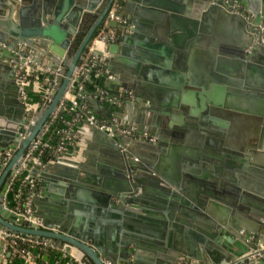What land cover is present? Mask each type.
Returning <instances> with one entry per match:
<instances>
[{"label":"water","instance_id":"obj_1","mask_svg":"<svg viewBox=\"0 0 264 264\" xmlns=\"http://www.w3.org/2000/svg\"><path fill=\"white\" fill-rule=\"evenodd\" d=\"M114 1L0 0V154L3 156L6 149H15L10 161L0 164V168H4L0 175V226L60 239L66 243L67 250L75 246L87 254L92 264H136L143 246L166 249L159 243L142 240L143 236L137 231L148 230L137 222L167 227L168 221L151 216L145 207L147 197L155 189L181 202L177 205V220L195 224L205 233L201 235L203 250L187 239L177 238L176 249L169 250L171 258L168 263L162 261L164 264L176 262L182 256L219 264H264L262 257L242 256L264 243V218L257 222L250 212L253 210L247 211L244 205V202L255 205L250 199L251 190L264 193V81L260 82L255 75L257 71L264 77V28L259 29L264 20V0H118L121 7L117 12L126 15L132 25L124 28L115 19L109 22L115 27L116 38L110 41L104 57L107 67L115 70L114 61L124 60L135 64L142 72L138 78L143 80L153 79L152 73L165 69L172 78L157 79L174 89L160 90L161 106H147L150 113L135 123L139 131L158 135L159 143L170 139L189 144L188 134L194 135V131L189 132L185 126L175 127V114L162 123L161 114L171 115L170 104L178 106L182 102V112L190 110L194 115H201L197 120L205 131L200 135L208 133V136L198 143L204 149L193 148L190 152L193 157H185L184 161L194 164L199 156L215 163L214 170L209 165L202 173L207 187L192 192L186 186L189 182L185 180L186 170H183V186L180 185L178 169L183 158L175 157L174 174L178 177L174 178L161 163L133 150L120 134L98 130L97 134L102 133L113 142L112 152L116 155L113 165L102 166L109 175L102 178L87 165H81L73 168L74 173L83 171L79 180L57 184L61 191L68 186L71 197L77 196L74 191L77 187L79 197L89 202V209L115 216V225L110 231L93 222L73 220L62 208L41 209L42 201L47 200L49 194L47 175L41 164L32 169V173L38 172L44 178L40 183L44 190L39 192L38 186L33 195V209L47 226L58 229L38 227L5 203L15 168L68 88L75 66ZM97 8L96 19L71 54L80 23ZM247 12L253 13L252 20L248 19ZM134 44L146 47L137 48L140 54H134L131 50ZM96 52L101 55L103 50L96 49ZM118 53L120 55H115ZM45 54L56 61L53 67L68 56L70 61L56 78L58 84L49 104L29 118L22 94L24 87L17 71L28 65L34 67L36 62L42 63ZM128 56L149 64L129 60ZM154 62L161 66L151 64ZM98 66L90 72L89 78ZM116 82L117 89L122 87L124 92L133 89L136 95L135 83L124 70H119ZM75 84L79 86L81 81L77 79ZM95 93L96 96L89 99L91 110L114 103L113 100L103 102L99 91ZM139 102L138 99L129 101L132 105ZM185 103L192 105L191 109L187 110ZM152 117L158 118L154 121ZM190 122L192 129L197 127ZM171 147L183 149L181 144ZM198 150L202 152L200 155L195 153ZM123 222L128 230H122ZM214 237L216 242L212 240ZM3 243L0 238V264L11 255L9 250L4 251Z\"/></svg>","mask_w":264,"mask_h":264},{"label":"crops","instance_id":"obj_2","mask_svg":"<svg viewBox=\"0 0 264 264\" xmlns=\"http://www.w3.org/2000/svg\"><path fill=\"white\" fill-rule=\"evenodd\" d=\"M100 3H101L100 5H103L104 2L101 1ZM98 9L99 8H97L95 11L93 10L89 12L88 15H95ZM81 24L82 22L80 23V27ZM140 47H146V46L144 44H134L131 50L134 54H140L139 50L137 49ZM115 55H120V54L118 53ZM131 58L136 60H141V63L144 65L149 64L148 61L139 59L134 56H128L127 59L130 60ZM69 61H70L69 56L66 57L64 60L61 59V61L58 63V66L62 65L66 67ZM54 63H56V61L52 57H50L47 54L43 55L42 63L36 62V65H38L40 68H43V71L39 73V77H37L34 82H29L26 85L28 99L30 102L33 103V106L36 108L37 113L41 112L42 109L49 104V102L52 99L54 90L57 87L58 82L56 81V84L54 85V88L51 93V98L49 99L48 103L46 105H42L41 107H39L38 98L43 93V85H44V82L40 81V75L45 73H50L54 68H56L51 66ZM151 64L157 65L156 67L161 66L155 62ZM144 65H142L140 68L142 69ZM104 66L106 67V70L100 68L97 69L96 73L92 74L90 78L87 76L83 81L84 83H82V88L79 89L82 94V97L88 100L96 96L95 93L96 91H100V92L105 91L107 93L106 95L116 97L114 103H112L109 106L101 105V107H99L97 110L95 107L92 108L91 112L95 113L99 118L102 117L101 114L104 112L105 109L115 107L116 110L114 111L118 114V116L120 117V119L124 124L128 122L130 125L131 123L135 124L137 123L136 121L140 119V117L150 113V111L147 109V106H151V105H158L157 107L161 106L159 102L162 100V98H160L162 96L161 95L162 93L160 91L162 88L174 89L173 86L164 84L160 82V80H157L162 77H167V80L172 79L171 76L169 75L170 71L166 69L164 70L165 73L164 72L152 73L153 79L143 80L141 78H138V75L142 74V72H139L137 70L135 64H131L129 62L125 63L124 60L114 61L115 70H112L111 68L107 67L105 61H104ZM27 67L30 68L29 65ZM170 69H174V67H171ZM119 70H124V72L127 73V76L129 77L130 81H133L135 83L136 89L134 90V92H136V95L135 93H133V89H128L125 92L122 87L117 89L116 80L119 77ZM255 72L254 73L256 77L259 76V79H261L259 81L260 82L264 81V77H262V75L257 71ZM99 98L103 102L106 100H111L100 96ZM135 99H138L140 101L139 104L134 103L132 105L131 103H129V101H135ZM181 103L182 102H179L180 106L179 105L175 106L173 104H170V108L172 109V114L170 115V117L173 116V114L177 116V118L175 119L176 120L175 127L178 128L181 126H185L189 129V132H191L192 130L194 131V135L192 134L194 137L190 135L188 131H186V133H189L187 137L189 140L188 142L189 144L183 141L178 143L171 142L170 140H167V142L165 143L164 142L159 143L157 142L159 136L156 134H154V136H156L155 141L152 142L143 141L142 143L139 142L141 138H132L131 140L129 139L130 143L128 144L130 145L133 144L134 147H136L138 153L140 154L143 153L142 155L145 158L148 159L152 158L151 160L153 161L155 160L159 164L161 163V165L164 166L165 169L168 172H170L171 175L174 174L175 171L174 169L175 157L179 156L178 157L179 159L183 158L180 164V169H178L179 177L176 176L175 174L172 175V177L174 178L178 177L181 183L180 185L183 186V182H184L183 170H186L185 180L186 182L189 181L186 186H188L192 190V192L193 191L195 192L198 191L200 188L207 187L206 182L202 177V173L205 171V169L209 168L210 165L211 168L214 170L216 166L214 165L215 163L209 162L208 160L201 158L199 156L197 157L198 162H195L194 164H190L184 161L185 157H187L186 159L193 157L192 154L190 153L193 152V148L199 147V149L200 148L204 149L203 146L199 145L198 141L201 140L203 141V139L208 136V133L200 135L203 131H205L203 128L204 126L201 123H199V121L197 120V118L199 119L201 115L192 114L191 111L188 110L191 109L192 105L188 103L184 104L185 106L187 105L188 112L186 113L182 112L181 107L183 106H181L182 105ZM89 104L90 105L88 107V110H90V108L92 107L90 101ZM153 113L154 112L152 111V115ZM189 121L192 122V123L190 122L192 125L196 124L197 127L192 129V127L189 124ZM76 127L79 130V135L76 138V140L69 146L68 150L62 156L56 158V160L47 161L44 164H41L42 170H44L45 174L47 175L46 183L48 185L47 191L49 192L48 199L42 201L41 209L59 210L62 208V210L67 214V216H69L73 220L81 221V222L84 221L93 222L94 224L99 225V227L101 228H103L104 226L109 228L110 231V227L112 228L113 225H115V221H113L116 219L115 216H113L111 213L110 214L102 213L101 211L89 209L87 207L89 202H86L81 197H79L78 193L80 192L78 191L79 189H77V187L76 189H74L75 194L77 196L71 197L70 192L68 190V186H66V188L63 191H61L59 185L57 184L58 182L61 181L68 182L71 179L79 180L80 176H83L84 173L81 170L74 173L73 168H78L81 165H87V168H89V170H91L92 173L95 174L99 173L100 176L104 178L106 175H109V173L104 171L102 166H105L107 168L111 167L113 165L112 161L114 160V158H116V155L112 152L113 148L111 145H113V142L110 141V139L107 138L102 133L97 134L98 130L102 131V129L92 126L86 120L80 121L76 125ZM141 143L146 145L158 144L160 146V149L156 151L157 154H152L151 150H149V148L147 147L145 148L141 146L140 145ZM177 144L178 145L181 144V148L183 146V149H177L171 147L172 145H177ZM195 153L200 155L202 152L198 150L195 151ZM0 159H1L0 164L4 163L2 154H0ZM32 169L29 171V174H31L32 177H34V179L37 180L39 184V192H41L44 190V186L41 185L40 183L44 178L38 172L32 173L33 171ZM3 171L4 168H0V175L2 174ZM214 173L215 175H219L215 171ZM171 186L175 188V186H173L172 184ZM251 191L254 194L252 193L253 197H251L250 199L253 200L255 205L249 202H244L245 203L244 205H247V209H246L247 211L253 210L250 212L253 213L255 220L259 222L260 220H262V218H264V193L255 190H251ZM64 200H66L68 204L65 203ZM179 203L181 202L178 200L176 201L175 199L172 200L171 198L164 196L162 192L152 189V192H150L149 197H147L145 207L147 208V211L151 216H154L161 220L168 221L167 227L160 228L159 226H154V225L152 226L142 222H137V223L135 222V223L138 224L141 228L148 229L147 231L137 230L138 234H141L143 236L142 240L151 241L153 243H159L160 245L165 246L166 249L154 248L153 246H147V245L143 246L140 259L136 262V264H164L162 262L164 260L168 263L172 255L170 254L169 250L176 249L174 246L178 243V241L176 240L177 238H182L185 240L187 239L190 242L194 243V247L201 248V250L205 248L204 244L201 241V237H202L201 235L205 233L202 230H200V228H198L197 225L190 224L189 222H186L184 219L177 220L175 218V215L178 212L177 205ZM183 216L188 217L185 214ZM124 222L122 225L123 231L128 230L129 228L128 225L124 224ZM152 231L153 233H151ZM58 240L59 241L57 244L63 243L61 242L60 239ZM212 240L216 242L215 237L212 238ZM68 254H69L68 256H62L59 263H56L54 261L52 255L51 256L48 255V258H50V260H53V264H79L78 263L79 259L89 262V260L87 259L89 256L87 254H84L83 251H81L75 246H73L72 249L69 250ZM217 254H219V252H217ZM221 254L224 253L221 252ZM174 263H175L174 261H171V264ZM3 264H34V263L10 255L9 257L6 256V259L4 260Z\"/></svg>","mask_w":264,"mask_h":264},{"label":"built area","instance_id":"obj_3","mask_svg":"<svg viewBox=\"0 0 264 264\" xmlns=\"http://www.w3.org/2000/svg\"><path fill=\"white\" fill-rule=\"evenodd\" d=\"M121 7L118 0H115L108 10L104 23L98 28L95 35L91 38L88 46L83 52L78 64L75 66L72 78L68 84V88L65 90L62 98L59 100L56 108L51 113L48 121H46L43 125V128L35 138V140L31 143L29 148L27 149L21 163L17 165L15 171L11 177L9 182V187L7 190V194L5 197V203L17 213H21L27 219H30L33 223H35L38 227L42 228H51L57 230V227H49L47 226L42 217L35 214L33 209V195L39 186L37 180L29 174V171L35 167L37 164H44L47 161L56 160V158L62 156L69 148V146L76 140L79 135V130L76 125L82 121L86 120L92 126L102 129L109 134L118 133L124 139H132V138H148L151 141L156 139V136L150 135L146 131H139L135 124L126 125L122 122L120 117L115 111H111L109 113L108 118L98 117L95 113L91 112V109H86V105H79V97H82L80 92V88H82V81L89 76L90 72L97 66V69H104V57L108 53V46L110 41H114L116 38L115 35V27H112L109 22L110 20H117L119 24L127 28L132 25L126 15L117 12V10ZM247 17L249 20H252L253 13L247 12ZM264 28V20L259 24V29ZM264 41V38H263ZM96 49H102L103 53L99 55L96 52ZM64 66L59 65L54 68L50 73L53 75L52 79L45 81V92L43 94L44 105H46L51 98V93L56 84L57 76L62 72ZM43 71V68H40L38 65L34 67H25L23 70H18L17 75L20 81V84L24 87L22 90V94L24 99L27 102L28 107V116L32 118L33 115L37 113L36 108L33 106V103L29 101L26 91V85L31 80L29 78V74L32 72L36 73V77H39V73ZM79 79L81 84L78 86L75 84V81ZM105 91H99V96L116 100V97H112L106 95ZM86 99V98H83ZM122 99V97H121ZM119 101V100H118ZM122 101V100H120ZM69 102L70 105L67 106ZM80 107L81 110L76 113L72 118H68L65 120L64 125L56 128V132L60 134V139L52 146L53 151L50 156L45 158L42 154L43 147L48 145L50 142L48 140L49 132L53 126V121L58 116V113L61 109H76ZM113 125L116 128H113ZM121 145V144H120ZM124 149V146H122ZM15 149L9 148L6 149L3 154L4 163H8L11 157L14 155ZM25 185H29L31 190L28 194H24L23 187ZM0 238L4 240L3 246L4 251H10L11 255L19 257L25 261L32 262L34 264H41L39 259L42 256V247H54L59 250L60 256H68L69 250L65 248L66 243L57 244L53 239L33 235L29 233H24L21 231H16L10 228H2L0 226ZM243 255H247L249 258H264V243H260L259 247L256 249H250L245 252ZM73 257V256H72ZM71 258V257H70ZM56 263H59V259L54 260ZM79 264H91L84 260H78ZM174 264H219L213 261H206L203 259L197 258H189V257H179L178 260Z\"/></svg>","mask_w":264,"mask_h":264},{"label":"trees","instance_id":"obj_4","mask_svg":"<svg viewBox=\"0 0 264 264\" xmlns=\"http://www.w3.org/2000/svg\"><path fill=\"white\" fill-rule=\"evenodd\" d=\"M95 19H96V14L95 15H88L87 14L84 17V19L82 21V24H81V27H80V31L76 35L75 42H74V44H73V46L71 48V54L76 50V48L78 47V45L80 44V42L82 41L84 36L86 35L87 30L91 27V25H92V23L94 22ZM104 20H105V18H104ZM104 20L101 22V24L98 26V28L104 23ZM98 28H97V30H98ZM95 33H94V35H95ZM52 77H53V75L51 73H45V74L40 75V81H43L44 84H45V81H48V80L52 79ZM29 78L31 79L29 82H34L36 80V78H37L36 77V73L35 72L30 73L29 74ZM44 92H45V86L43 85V93L38 98L39 107L44 105V103L46 102V101H44V98H43ZM66 103H67V106L70 105L69 102H66ZM84 104L86 105L85 108L88 109V107L90 105L89 104V100L88 99H83V97H79V105L82 106ZM80 110H81V108L78 107L76 109L65 108V109H61L59 111L58 116L53 121V126H52L51 131L49 132V135H48V140H49L50 143L43 147L42 154H43V156L45 158H47L48 156H50L52 154V151H53V147L52 146L60 139V134L58 132H56V128L64 125L66 119L72 118ZM114 110H116L115 107L108 108V109L104 110V112L101 114V116L104 117V118H108L109 117V113L111 111H114ZM30 190H31V188H30L29 185H25L23 187L24 194H28ZM58 241H59L58 239L54 240L55 243H58ZM46 254L49 255V256L52 255L54 260L55 259H59L60 260L62 258L60 256V253H59L58 249H56L54 247L44 246V247H42V256L39 259L41 264H53V260H50V258H48V259L44 258V255H46ZM87 259L89 260L90 263H93L92 260L89 257Z\"/></svg>","mask_w":264,"mask_h":264},{"label":"flooded vegetation","instance_id":"obj_5","mask_svg":"<svg viewBox=\"0 0 264 264\" xmlns=\"http://www.w3.org/2000/svg\"><path fill=\"white\" fill-rule=\"evenodd\" d=\"M144 114V113H143ZM157 116V115H156ZM168 117H170V114H165V113H162L161 114V118H160V121L163 123H165V122H168ZM157 118L158 117H153V120L154 121H156L157 120ZM165 125V124H164ZM159 127H162V125H160ZM152 135H154V134H152ZM128 140V143H130L129 142V139H127ZM131 140V139H130ZM170 140V139H169ZM143 141H145V142H152L151 140H149L148 138H143V139H141V140H139V142H142L143 143ZM155 141V140H154ZM171 141V140H170ZM172 142V141H171ZM133 143V142H132ZM140 144L141 146H143V147H147V148H149V150H151V153L152 154H157V150L158 149H160V146L158 145V144H154V145H146V144ZM112 146V145H111ZM131 146V148L134 150V149H136V147H134V145L132 144V145H130ZM152 146V147H151ZM112 148H113V146H112ZM162 149V148H161Z\"/></svg>","mask_w":264,"mask_h":264}]
</instances>
